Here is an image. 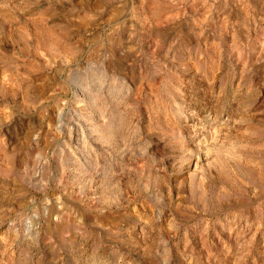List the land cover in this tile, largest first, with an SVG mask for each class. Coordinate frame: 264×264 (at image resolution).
Returning a JSON list of instances; mask_svg holds the SVG:
<instances>
[{"label": "rangeland", "instance_id": "1", "mask_svg": "<svg viewBox=\"0 0 264 264\" xmlns=\"http://www.w3.org/2000/svg\"><path fill=\"white\" fill-rule=\"evenodd\" d=\"M0 264H264V0H0Z\"/></svg>", "mask_w": 264, "mask_h": 264}]
</instances>
